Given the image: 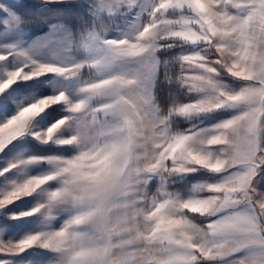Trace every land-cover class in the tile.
Segmentation results:
<instances>
[{"label":"clouds","instance_id":"obj_1","mask_svg":"<svg viewBox=\"0 0 264 264\" xmlns=\"http://www.w3.org/2000/svg\"><path fill=\"white\" fill-rule=\"evenodd\" d=\"M140 3L106 0L110 13L140 11L112 37L111 18L88 28L72 62L27 59L0 74V93L46 73L76 81L0 122V152L25 135L70 149L16 154L0 168L15 171L0 184V210L35 195L11 218L46 225L0 238V254L38 246L54 254L46 264H264V0ZM58 104L66 114L39 127Z\"/></svg>","mask_w":264,"mask_h":264},{"label":"rangeland","instance_id":"obj_2","mask_svg":"<svg viewBox=\"0 0 264 264\" xmlns=\"http://www.w3.org/2000/svg\"><path fill=\"white\" fill-rule=\"evenodd\" d=\"M106 0H0V52H10L4 61H0V74L20 66L27 59L41 63H55L65 65L79 58L82 54L77 46V40L85 31L110 18L114 21L110 31L105 35L115 36L123 30L140 7H133L128 12H109L105 7ZM148 0H141L140 6H147ZM66 6L62 17L52 13L46 14L48 6ZM14 10V11H9ZM14 12L20 14L19 17ZM63 13V12H62ZM143 15V13H141ZM20 17L23 18L21 21ZM64 87L70 93L74 91L76 81L64 80L54 74L46 73L30 80H18L3 93H0V122L13 115L18 107L30 102L33 97L51 94L54 87ZM63 105H53L36 120L39 127H46L55 119L65 115ZM229 111L218 112L204 120L205 124L213 123L227 117ZM182 126H186L181 121ZM70 149L66 146L54 144H41L34 137L25 135L12 141L0 152V168L16 154L22 155H57L68 154ZM45 165L29 166V171L36 174L44 169ZM15 171H9L0 177V184L12 178ZM203 171L188 174L187 178L177 186L187 188L192 183L205 177ZM264 187V179L261 180ZM38 197L33 195L24 197L0 210V238L16 240L27 233L35 232L46 227L38 214L11 218L12 213L29 211L35 206ZM63 217L53 222L58 226ZM203 222V221H201ZM54 258V254L47 249L33 246L18 254H0L3 264H46Z\"/></svg>","mask_w":264,"mask_h":264},{"label":"trees","instance_id":"obj_3","mask_svg":"<svg viewBox=\"0 0 264 264\" xmlns=\"http://www.w3.org/2000/svg\"><path fill=\"white\" fill-rule=\"evenodd\" d=\"M65 7H66V6H58V7H57V5L48 6V7L46 8V14L49 15L50 13H52V14L55 15V16H60V17H62V16L64 15V13L66 12ZM62 12H63V13H62Z\"/></svg>","mask_w":264,"mask_h":264}]
</instances>
